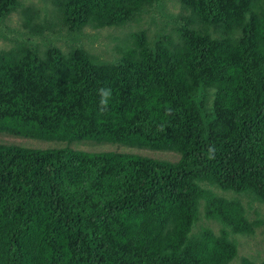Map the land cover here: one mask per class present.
Masks as SVG:
<instances>
[{
    "label": "trees",
    "instance_id": "trees-1",
    "mask_svg": "<svg viewBox=\"0 0 264 264\" xmlns=\"http://www.w3.org/2000/svg\"><path fill=\"white\" fill-rule=\"evenodd\" d=\"M22 1L0 0V20ZM178 2L115 60L77 37L124 27L157 0H54L68 51L52 40L43 53L26 41L0 51V133L180 157L0 145V264H231L232 236L255 233L239 200L203 184L264 205V0ZM100 88L112 92L104 111ZM201 212L219 233L196 230Z\"/></svg>",
    "mask_w": 264,
    "mask_h": 264
},
{
    "label": "rangeland",
    "instance_id": "rangeland-1",
    "mask_svg": "<svg viewBox=\"0 0 264 264\" xmlns=\"http://www.w3.org/2000/svg\"><path fill=\"white\" fill-rule=\"evenodd\" d=\"M23 8L13 12L7 18L0 20V51L14 47L18 42L31 43L40 53L46 49L43 46L45 41L52 40V43L68 51L67 43L71 42V35L60 27L54 0H23ZM30 9L31 11H28ZM181 12L178 0H157L152 12L143 15L134 22L124 27H113L96 30L86 28L77 37L81 45L92 54L103 60H115L118 56L117 49L127 43L129 36L142 29L154 33L164 27L159 17H167V20L179 15ZM31 19V25L36 31L24 24V19ZM49 26V31L37 32L40 25ZM60 31V32H59ZM59 32V36L54 33ZM150 36H152L150 34ZM0 145H13L33 150H75L89 153H127L139 155L144 158L166 162H176L179 154L171 151L152 150L147 148L132 147L116 143H97L93 141L63 142L53 140H40L15 136L7 133H0ZM206 188L213 190L219 196L226 199L239 200L247 211L250 221H257L260 225L252 235L237 234L232 238L237 242L239 253L231 264H241L244 258L254 262L264 261V205L255 201L247 195H236L223 191L218 187L203 184ZM202 206V205H201ZM198 223L196 230L211 228L219 233V223L206 220L204 214Z\"/></svg>",
    "mask_w": 264,
    "mask_h": 264
},
{
    "label": "clouds",
    "instance_id": "clouds-1",
    "mask_svg": "<svg viewBox=\"0 0 264 264\" xmlns=\"http://www.w3.org/2000/svg\"><path fill=\"white\" fill-rule=\"evenodd\" d=\"M99 95L101 97L100 104H101V111L106 110L108 100L112 95L111 89L110 88H100L99 89ZM212 151V150H210Z\"/></svg>",
    "mask_w": 264,
    "mask_h": 264
}]
</instances>
